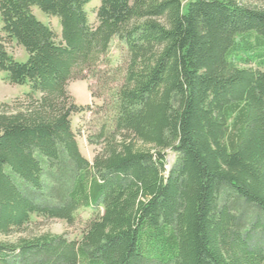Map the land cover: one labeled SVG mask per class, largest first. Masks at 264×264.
<instances>
[{"label": "trees", "instance_id": "16d2710c", "mask_svg": "<svg viewBox=\"0 0 264 264\" xmlns=\"http://www.w3.org/2000/svg\"><path fill=\"white\" fill-rule=\"evenodd\" d=\"M184 1L100 0L91 24L92 0H0V72L31 88L0 104V236L93 211L80 241L0 240V264H264V0ZM114 40L125 77L90 161L68 87Z\"/></svg>", "mask_w": 264, "mask_h": 264}, {"label": "rangeland", "instance_id": "374dc122", "mask_svg": "<svg viewBox=\"0 0 264 264\" xmlns=\"http://www.w3.org/2000/svg\"><path fill=\"white\" fill-rule=\"evenodd\" d=\"M192 0L183 2L184 11L187 12L188 4ZM251 5V4H250ZM100 6V0H92L86 6L91 24L96 23V10ZM253 6L264 7V4H253ZM33 12L36 17L46 25H50L54 31L61 34V25L58 18L50 17L43 13L39 8L34 7ZM2 21L0 17V33L2 31ZM7 49L14 59L19 63H25L29 59L28 52L16 42H10ZM128 55L125 48L117 41L111 43L110 51L105 58L100 60L98 64V74L96 76L85 73L87 79L81 80V75L78 73L69 84V92L74 98L77 105L91 106V112H85L73 116V130L78 136V143L82 153L90 159L93 157L100 147L92 146L88 143V137H96L99 129L104 123L105 112H98L103 106L104 100H110V95L119 90L124 82L125 70L127 66ZM259 68L257 65H253ZM261 70H264L262 67ZM31 93V88L27 85H11L7 81V74L0 72V104L11 103L17 98L25 97ZM94 94L95 99L92 97ZM94 111V114H93ZM177 154L174 151L168 150L166 153V174L171 170L177 161ZM93 217L92 209H81L78 212L76 221L73 225H69L63 220H46L40 217L33 216L32 223L21 232L14 233L11 236H0V240L14 242L20 237H35L43 234L64 235L70 241H80L83 233L86 230L89 221Z\"/></svg>", "mask_w": 264, "mask_h": 264}]
</instances>
